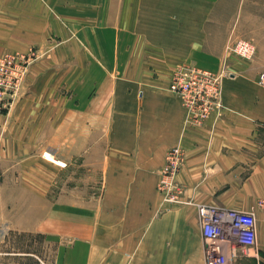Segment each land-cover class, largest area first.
I'll list each match as a JSON object with an SVG mask.
<instances>
[{
  "label": "crops",
  "instance_id": "0c3cea01",
  "mask_svg": "<svg viewBox=\"0 0 264 264\" xmlns=\"http://www.w3.org/2000/svg\"><path fill=\"white\" fill-rule=\"evenodd\" d=\"M221 1L196 0L194 8L190 0H0V57L49 51L32 64L13 118L0 116V126L26 123L32 140L38 133L66 144L63 151H78L81 165L97 172L87 177L96 190L64 194L61 204L55 195L49 215L35 219L12 218L10 184L0 181V264H206L201 204L255 211L258 246L234 264H264L263 63L231 56L226 109L202 125H188L169 90L178 62L224 55ZM51 41L60 44L50 49ZM6 139L0 135V160L22 154ZM178 145L181 190L170 201L159 183L166 153Z\"/></svg>",
  "mask_w": 264,
  "mask_h": 264
},
{
  "label": "rangeland",
  "instance_id": "374dc122",
  "mask_svg": "<svg viewBox=\"0 0 264 264\" xmlns=\"http://www.w3.org/2000/svg\"><path fill=\"white\" fill-rule=\"evenodd\" d=\"M130 1L131 0H125V3H130ZM195 1L196 0H190V3H193L191 7L196 8ZM128 4L125 5V8H127ZM218 6H220L221 9L217 12L220 18L219 22H217V31L220 33L222 29L225 28L229 30L226 36L227 45L237 38L250 39L256 46V56L253 59L247 60L237 54L235 55L246 61L260 59L264 65V0H222ZM188 9H190V6ZM126 13L129 12L126 11ZM80 39L83 43L87 44L84 39L82 40L81 37ZM58 42L59 41L52 42L54 44H52L50 49H53L57 45L59 46L60 42ZM82 42H80V46ZM227 45L224 50L225 53L220 57L218 63L214 62L198 65L192 61L178 62L174 67L175 69L173 70V73L176 71L177 66L182 63L194 64L202 68L209 67V69L212 68L211 70L217 72L226 68L229 73L230 58L235 55L228 54L226 51ZM33 49L36 50L35 56L31 60L26 71H24L15 98L13 100L10 98L5 99L3 103H5L6 105L4 106L7 107L3 108H1L2 102L0 99V116L8 117L7 120L9 117L11 119L13 118V113H11L12 107L23 95L32 64L49 55V51L41 53L40 50L35 47L30 48V50ZM30 50H16L15 52L5 53L1 55L0 61L9 53H16L17 51L29 53ZM89 57L93 58V55ZM87 63L88 62L86 61V64ZM64 66L65 70L68 71V69L71 68V59L70 61L65 60ZM66 73L67 78L70 74H68V72ZM65 82L61 85V91L63 92V95L68 99H71L73 98L72 95L74 88L71 83L68 81ZM0 97L2 96L0 95ZM5 97H7V95H5ZM7 120H5L4 124L0 126V135L2 137L7 135L4 145L8 150H14L15 148L22 150V154H19L18 156H7L5 159L0 160V181H8L10 184L9 190L12 218H19L21 216L33 219L41 216L45 217L46 215H49L52 206H54L53 204H55L51 201L53 196L55 197L56 195L59 200L58 203L61 204L66 201L64 194L74 193L79 195L82 192L97 189L96 183H87V177L93 176V174L97 173L95 172L96 168L83 167L81 165V158H79L78 151H72L71 153L63 151V148H65L64 150L68 148L66 144L63 146L62 143H59L58 145L52 144L49 142L51 138L48 140L45 138L46 136L40 137L38 133L35 139L32 140L31 135L33 127L25 123L11 128L9 123H7ZM71 128L74 129L73 132H76V125ZM73 140H76V138ZM70 144L71 146H77L76 142ZM51 195L52 198H50ZM67 201L70 200L68 199ZM38 239H40V237L34 235L29 238L28 243L31 245L36 244ZM20 242V237L16 239L14 238V246H19ZM27 262L28 264H46L36 258H31Z\"/></svg>",
  "mask_w": 264,
  "mask_h": 264
},
{
  "label": "built area",
  "instance_id": "2783aa9c",
  "mask_svg": "<svg viewBox=\"0 0 264 264\" xmlns=\"http://www.w3.org/2000/svg\"><path fill=\"white\" fill-rule=\"evenodd\" d=\"M35 49L29 53L17 51L7 54L0 61L1 108L7 107L3 101L13 100ZM229 55L237 54L244 59H253L256 46L249 39L237 38L227 45ZM226 68L213 71L194 64L182 63L177 66L170 81V91L180 97L186 111L188 125H202L211 117L219 119L226 109L222 89L223 78L228 75ZM264 85V72L258 76ZM7 95V97H5ZM185 158L180 145L166 153V163L160 178V189L164 199L179 201V184L176 176ZM264 208V201L260 204ZM206 264H234L240 254L251 256V250L258 246V225L255 211L237 210L216 205H199Z\"/></svg>",
  "mask_w": 264,
  "mask_h": 264
}]
</instances>
